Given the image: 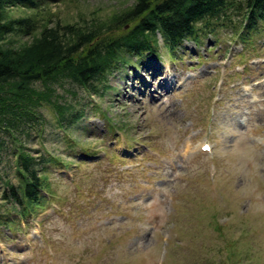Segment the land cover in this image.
<instances>
[{"label":"rangeland","instance_id":"374dc122","mask_svg":"<svg viewBox=\"0 0 264 264\" xmlns=\"http://www.w3.org/2000/svg\"><path fill=\"white\" fill-rule=\"evenodd\" d=\"M37 2L13 15L91 24L136 0ZM258 32L247 45L225 26L175 52L159 35L154 55L121 51L129 63L96 90L61 79L75 115L60 121L46 104L40 126L0 137V264H264V23ZM17 145L61 159H40L51 194L26 216L4 199L20 181Z\"/></svg>","mask_w":264,"mask_h":264},{"label":"trees","instance_id":"16d2710c","mask_svg":"<svg viewBox=\"0 0 264 264\" xmlns=\"http://www.w3.org/2000/svg\"><path fill=\"white\" fill-rule=\"evenodd\" d=\"M37 5V0H0V137L9 132L16 138L13 129L24 120L40 126L39 108L46 104L60 121L70 113L75 115L71 105L61 103L56 95L55 86L61 79L96 90L125 54L154 55L159 35L169 52H175L188 40L201 43L202 33L219 40L218 31L226 26L249 45L264 23V0H136L112 20L91 24L61 25L38 14L39 10L13 15L15 8L37 9ZM128 23L131 28L121 35L104 36L106 29ZM22 36L30 39L17 38ZM35 130L40 137L44 129ZM15 153L20 181L7 184L4 199L26 216L42 207L51 194L48 174L38 168L40 159H61L34 155L22 145L16 146ZM4 222L0 212V226Z\"/></svg>","mask_w":264,"mask_h":264},{"label":"bare ground","instance_id":"6f19581e","mask_svg":"<svg viewBox=\"0 0 264 264\" xmlns=\"http://www.w3.org/2000/svg\"><path fill=\"white\" fill-rule=\"evenodd\" d=\"M238 2H239V1H238ZM228 29H229V28H228ZM184 39H185V38H184ZM161 40H162V39H161ZM181 40H182V39H181ZM202 41H203V40H202ZM157 78H158V77H157ZM161 78H162V77H161ZM132 79H133V78H132ZM139 79H140V78H139ZM134 80H135V79H134ZM138 81H139V80H138ZM161 81H162V80H161ZM175 81H176V80H175ZM155 82H156V81H155ZM155 82H154V83H155ZM161 83H162V82H161ZM161 83H160L159 86H158L159 88H161V86H162V84H163L164 82H163L162 84H161ZM168 83H169V82H168ZM172 83L174 84V82H172ZM135 84H136V83H135ZM156 84H157V83H156ZM173 84H172L171 86H169V88H168V87H167V88H168V89H171L172 87H174ZM165 90H166V89H165ZM171 90H172V89H171ZM166 91H167V90H166ZM166 91H165V92H166Z\"/></svg>","mask_w":264,"mask_h":264}]
</instances>
